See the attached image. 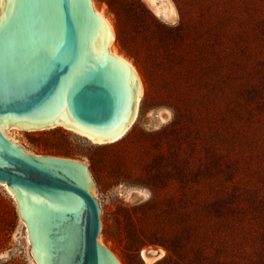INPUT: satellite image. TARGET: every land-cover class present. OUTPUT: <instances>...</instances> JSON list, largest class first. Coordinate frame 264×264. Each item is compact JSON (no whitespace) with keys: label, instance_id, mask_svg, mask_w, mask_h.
Returning <instances> with one entry per match:
<instances>
[{"label":"rangeland","instance_id":"rangeland-1","mask_svg":"<svg viewBox=\"0 0 264 264\" xmlns=\"http://www.w3.org/2000/svg\"><path fill=\"white\" fill-rule=\"evenodd\" d=\"M92 1L113 25L114 47L140 75L137 118L113 142L64 126L10 128L8 135L33 154L88 165L101 208L98 240L120 264H154L165 249H137L135 237L190 218L210 222L197 244L224 264L262 258L264 0H170L173 21L146 0ZM178 204L179 212L168 209ZM206 204H218V216ZM142 251L154 260L146 262ZM0 264H34L16 201L3 185Z\"/></svg>","mask_w":264,"mask_h":264},{"label":"water","instance_id":"water-1","mask_svg":"<svg viewBox=\"0 0 264 264\" xmlns=\"http://www.w3.org/2000/svg\"><path fill=\"white\" fill-rule=\"evenodd\" d=\"M113 38L92 0H0V183L14 194L38 264H120L98 240L88 165L33 154L3 130L70 126L93 139L117 136L140 84L110 52Z\"/></svg>","mask_w":264,"mask_h":264},{"label":"trees","instance_id":"trees-1","mask_svg":"<svg viewBox=\"0 0 264 264\" xmlns=\"http://www.w3.org/2000/svg\"><path fill=\"white\" fill-rule=\"evenodd\" d=\"M169 208L171 211L179 212V204ZM205 211L218 216V204H206ZM147 212L145 210L144 215H147ZM177 212L176 215H178ZM185 220H171L162 226L157 224L153 228L152 235L144 239L135 237L137 249L144 245L163 247L166 253L154 264H182L184 260H187L188 264H224L219 256L207 251L206 244H197V239L208 234L210 222L200 219L194 222L191 218ZM262 244L264 248V240ZM250 264H264V253L262 258L255 259Z\"/></svg>","mask_w":264,"mask_h":264},{"label":"bare ground","instance_id":"bare-ground-1","mask_svg":"<svg viewBox=\"0 0 264 264\" xmlns=\"http://www.w3.org/2000/svg\"><path fill=\"white\" fill-rule=\"evenodd\" d=\"M146 1H148V3H150L151 5H153L155 7L156 11L159 12L165 19L170 20V21H173L175 19V17H176V11H175V8H174L173 4L170 2V0H167V1L166 0H146ZM93 6H94V3H93ZM95 7L96 6H94V9L96 10V12L103 18V20L105 21V23L109 27L110 31L114 35V28H113V25H112L111 21L103 14V12L101 10H97ZM113 41H114V38L112 39V41L109 44V50H110V52L112 54L117 55V56L121 57L122 59H124L134 69V71L136 72V75L138 77V80H139L140 93L136 97L134 113H133V116H132L131 120L119 132V134H117V136H114V137H111V138H107V139H103V140H98V139H93V137L90 134H88V133L79 131V130H77V129L73 128V127H70V126L66 127L68 129L72 130L73 132H75L77 134H80L82 136H85L88 139L92 140L93 142H98V143H105V142H113V141H116L119 138H121L127 132V130L130 128V126L133 124V122L135 121V119L138 116L139 105H140L141 97H142V94H143V85H142V81H141V78H140L139 73L137 72V70L134 67V65L126 57H124L122 54H120L116 50V48L113 45ZM10 128H18V127L17 126H9V127H6V128L3 129L4 130V133L9 138H11L14 142H17L15 139H13L12 137H10L8 135V130ZM0 185H3L7 189L8 193L14 198L13 192L5 185V183H0ZM93 194L95 195L94 185H93ZM22 222L24 223L25 228H26V223L23 220H22ZM26 237H27V241L30 243V241L28 239V235H27V228H26ZM159 251H160V254H161L162 251L161 250H159ZM152 254L154 255V253H152ZM142 256H143V258H144V260L146 262H149L150 263V262H152L154 260V257H152L151 255H148L146 253V251H142ZM34 264H38L35 261V259H34Z\"/></svg>","mask_w":264,"mask_h":264}]
</instances>
